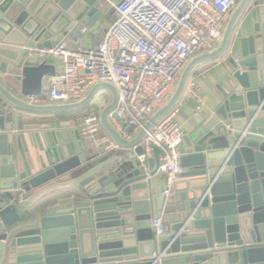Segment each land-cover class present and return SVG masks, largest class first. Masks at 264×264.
Returning <instances> with one entry per match:
<instances>
[{
  "label": "water",
  "instance_id": "1",
  "mask_svg": "<svg viewBox=\"0 0 264 264\" xmlns=\"http://www.w3.org/2000/svg\"><path fill=\"white\" fill-rule=\"evenodd\" d=\"M253 1H238L219 42L187 62L167 101L126 139L109 121L118 101L109 83L69 103L28 101L56 74L52 56L39 52L67 40L76 48L118 0H0V264H264V18L229 55ZM222 58L229 88L194 113L181 158V177L193 181L163 214L164 182L155 177L161 151L140 159L142 142L179 105L192 72ZM99 91L110 96L104 106L94 102ZM87 107L125 153L89 155L77 129L24 125ZM132 153L134 161H120ZM68 190L64 202L37 207ZM158 219L159 237L151 227Z\"/></svg>",
  "mask_w": 264,
  "mask_h": 264
},
{
  "label": "built area",
  "instance_id": "2",
  "mask_svg": "<svg viewBox=\"0 0 264 264\" xmlns=\"http://www.w3.org/2000/svg\"><path fill=\"white\" fill-rule=\"evenodd\" d=\"M239 0H118L113 21L95 47H69L65 42L39 52L59 59L62 70L48 78L49 90L28 98L32 104H62L81 99L95 83L106 82L117 91L118 101L109 115L113 128L124 138L143 128L144 122L170 97L187 62L213 49ZM184 100L203 107L199 89L189 84ZM171 111L154 125L142 142L140 159L160 149L155 177L164 182L168 197L183 174V128ZM84 141L93 143L98 156L119 150L89 108L76 119ZM129 128L128 133L126 129ZM157 237L164 234L152 221Z\"/></svg>",
  "mask_w": 264,
  "mask_h": 264
},
{
  "label": "crops",
  "instance_id": "3",
  "mask_svg": "<svg viewBox=\"0 0 264 264\" xmlns=\"http://www.w3.org/2000/svg\"><path fill=\"white\" fill-rule=\"evenodd\" d=\"M252 12H255V15H252ZM264 18V0H254L242 19L239 21L234 34L233 38L235 39L234 47L232 48L229 55H233L234 52L240 51L239 40L245 38L253 33L254 26L256 24H260V19ZM113 21V14L105 19L96 29H90L88 32H84L85 37L78 42H73L76 47H85V48H92L97 45L98 42L102 40L104 34L106 33L108 27L111 25ZM67 45L70 43V40L65 42ZM49 64L53 65L56 68V74L59 73L62 68V62L57 59L56 57H51L48 61ZM229 81H230V68L227 63V58H222L210 62H206L198 66L191 74L188 84L195 85L201 94L203 99V107L206 108L214 104L215 100L219 98L221 92L226 91L229 88ZM110 96L105 91H99L95 95L94 102L98 106H104L109 102ZM91 107H87L77 113H73L72 116L68 118H59L53 121H40V122H33L27 121L24 122V125H29L32 123H37L41 127H51L52 129H59V130H73L76 129L77 124V117L83 113L87 109ZM175 112V121L183 128L184 136L191 134L195 129V124L193 123L192 119L194 117V106L188 102L187 100L182 99L179 105L173 110ZM36 124V125H37ZM68 128L62 129L59 126H66ZM133 134L126 137L131 138ZM81 139V138H80ZM82 140V139H81ZM83 145L85 146L84 150L90 155H98V151L93 143L89 141L82 140ZM180 152L182 156L185 154V145L184 142L180 148ZM125 153L121 149L112 153L113 154H122ZM144 154V153H143ZM124 159H120V161H134L136 159V155L132 154H124ZM149 157H152L149 156ZM158 180L161 178L157 177ZM193 181L190 178H182L180 177L179 181L176 183L173 192L168 196L164 197L165 202L163 203V214L166 212V208L168 205L172 204L175 205L179 202L181 195L185 192L186 183ZM153 187H150V190L153 193ZM72 190L68 191H61L55 192L50 196L42 199L40 202L37 203V207L45 208L51 205H54L57 201L64 202V199H67L70 196ZM151 206V205H150ZM161 225H163L162 220L159 219Z\"/></svg>",
  "mask_w": 264,
  "mask_h": 264
}]
</instances>
